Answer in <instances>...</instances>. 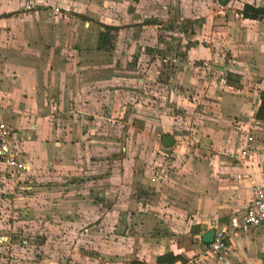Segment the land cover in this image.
<instances>
[{"label":"crops","instance_id":"crops-1","mask_svg":"<svg viewBox=\"0 0 264 264\" xmlns=\"http://www.w3.org/2000/svg\"><path fill=\"white\" fill-rule=\"evenodd\" d=\"M33 1L38 2L0 0V120L12 129L22 159L35 161L49 156L54 158L51 164H56V157L63 156L62 167L72 181L76 174L85 173L86 168L75 166V153L80 142L84 143L83 151H89L91 134L81 129L75 131V125L99 124L100 111L109 102L105 104V81L98 74L89 77L90 66L83 59V52L70 45L86 43L88 33L94 32L97 28L92 27L96 25L98 44L99 34L109 26L111 33L117 37L122 34L129 45L144 44L145 53L149 54L150 46L160 44L161 39L139 34L142 28L155 29L160 25L156 18L139 20L136 10H124L107 0H64L62 12L71 15L60 19L47 15L52 11L48 6L24 7ZM164 1L161 7L170 10L168 3L173 0ZM176 4L182 8L181 14L184 8L189 10L180 19L192 15V0H176ZM197 4L196 14L206 19L198 27L207 28L208 36L199 32L196 37V59L216 63V74L212 72L214 76L204 78L202 84L193 82L196 103L205 109L196 111V137L181 143L172 136L174 144L165 148L160 143L163 135L159 140L163 150H159L158 158L170 163L153 165L146 175L148 179L136 188L134 169L115 167L117 177L109 218L111 243L104 236L106 216L68 219L71 226L74 221L81 222V264H264V223L231 231L226 251L219 255L208 254V244L201 239L210 229L227 225L231 218L244 214L250 199L249 181L237 179V174L247 173L249 180L264 185V120L256 118L259 92L264 90V15L251 19L241 14L245 4L264 9V0H196ZM108 12H112L115 21L123 22L101 20ZM83 19L86 21L81 22ZM179 30L174 29L178 33ZM132 67L128 69L136 68ZM140 82L142 78H132L133 85ZM129 89L117 88L113 92L118 94L109 98L119 104V113L124 109L121 99L131 93ZM201 93L207 98L198 102ZM128 103L136 106L134 102ZM61 108L68 114L62 120L64 130L57 127L61 119L55 113ZM88 111L92 113L88 118L76 114ZM246 134L252 136L253 153L241 161L230 158L229 151H237L246 144ZM127 169L130 179L125 184L120 179ZM96 180L89 190L94 187L101 195L100 180ZM105 199L99 197L96 202L101 204ZM2 215L0 264H5L10 224ZM73 252L71 249L70 253ZM68 262L72 264L74 260Z\"/></svg>","mask_w":264,"mask_h":264},{"label":"rangeland","instance_id":"rangeland-1","mask_svg":"<svg viewBox=\"0 0 264 264\" xmlns=\"http://www.w3.org/2000/svg\"><path fill=\"white\" fill-rule=\"evenodd\" d=\"M107 1L118 3L124 10H136L134 16L139 20L156 18L160 26L155 29L142 28L139 35L143 38L157 36L161 39L160 44L150 46L151 53L146 54L144 44L129 45L123 40L122 34L117 37L107 31L108 35L103 41L105 45L99 48L100 39L97 44L96 32L99 28L96 25L92 28L97 29L88 33L90 37L86 43L70 45L83 52L82 57L90 66L89 77L98 74L102 78L100 80L105 81V104L109 103L100 111L102 118L99 124L87 123L81 127L75 125V131L81 129L91 134L88 137L89 144L87 143L89 151L85 153L82 147L84 143L80 142L77 145L78 152L75 153L78 155L75 166L86 168L85 173L76 174L72 181L62 167L65 161L63 156L56 157L59 160L56 164H51L54 158L49 156L38 157L35 161L33 158L30 161L28 157H20L30 165L18 175L13 173L11 167L0 162V214L6 216L10 224L7 234L8 253L3 261L5 264H70L68 261L71 259L74 260L72 264H81L82 243L78 229L81 222L74 221V226H71L68 219H76L78 216H106L104 239L111 243L112 222L109 218L113 207L112 189L117 177L113 172L115 167H132L136 188L137 184L143 185L148 179L146 175L151 172L153 165L163 163L158 158L159 150L162 149L159 140L163 135L176 136L181 143L196 137V118L205 109L201 108L202 104L196 103L193 82L195 80L196 84H202L204 78L214 76L212 72L216 74V63H211L208 59H196V37L200 35L199 32L202 36H208L207 28L203 27L201 30L198 27L206 19L199 13L196 14V0H192V15L183 16L182 19L180 17L189 10L184 8V13L181 14L182 8L178 7L176 0L169 1L170 10L161 7L164 0ZM33 2L34 7H50L52 11L47 14L49 17L60 19L71 15L70 12H62L61 2L64 0ZM27 4L29 2L24 7ZM109 6H106L107 11L110 10ZM54 9L56 10L53 11ZM198 15L201 16V21ZM112 16V12L104 13L101 20L106 23L123 22L116 18L115 21ZM84 21L86 20H81ZM90 27L89 30H92ZM175 27H179V33H184L180 35L174 31ZM131 53L133 55L129 58ZM132 65L136 68L129 70ZM137 76L142 78V82L133 85L132 78ZM117 88L125 91L130 88L131 92L121 99L124 105L122 113H119L118 103L109 101L112 95L118 94L113 92ZM204 94L199 95L198 102L207 98ZM178 100L179 106L176 107ZM182 100L186 103L182 104ZM128 101L134 102L136 106L129 105ZM55 113L61 119L57 127L64 130L66 125L62 120L68 116L65 108L57 109ZM76 114L88 118L92 113L88 111V114ZM60 141H63L61 136ZM55 165L57 167H53ZM97 178L100 180L98 182L101 195L97 194L94 187L93 191L89 190L92 185H96ZM129 179L130 169H127L120 182L128 184L126 182ZM123 188L126 190L125 186ZM99 197L106 198L105 202L97 203L96 198ZM72 228L73 234L70 231ZM71 249L74 251L72 254Z\"/></svg>","mask_w":264,"mask_h":264},{"label":"built area","instance_id":"built-area-1","mask_svg":"<svg viewBox=\"0 0 264 264\" xmlns=\"http://www.w3.org/2000/svg\"><path fill=\"white\" fill-rule=\"evenodd\" d=\"M34 2L26 5L27 9L34 8ZM54 9L53 11H55ZM252 136L246 134V144L237 151H229L227 155L237 161L246 159L254 151L251 143ZM0 162L3 165L11 167L13 173L22 174L28 168V163L20 159V154L16 143L14 142L12 129L0 120ZM237 179H247L249 181L248 191L250 199L247 208L241 217H233L227 225L215 227L213 240L208 243L207 253L211 255H219L226 251V241L231 231L239 228H253L264 223V185L257 184L249 180L247 173H239Z\"/></svg>","mask_w":264,"mask_h":264},{"label":"trees","instance_id":"trees-1","mask_svg":"<svg viewBox=\"0 0 264 264\" xmlns=\"http://www.w3.org/2000/svg\"><path fill=\"white\" fill-rule=\"evenodd\" d=\"M241 14L244 18L257 19L258 17L264 15V9L255 8L249 4H245ZM146 23H151V22H146ZM104 29L105 30L99 34V39H100L99 45H98L99 48H101L105 45L103 43V41L105 40L106 36L108 35L107 31L111 30L112 28L109 26H105ZM259 100H260V104H259V107H258L257 112H256V118L259 120H264V90H261L259 92ZM164 259H165V257H164ZM160 262H161V258H160ZM132 264H143V263L132 262Z\"/></svg>","mask_w":264,"mask_h":264},{"label":"water","instance_id":"water-1","mask_svg":"<svg viewBox=\"0 0 264 264\" xmlns=\"http://www.w3.org/2000/svg\"><path fill=\"white\" fill-rule=\"evenodd\" d=\"M161 145L165 148H169L174 144V138L171 135H164L160 141ZM214 229H210L204 233L201 237L204 243H210L213 240Z\"/></svg>","mask_w":264,"mask_h":264}]
</instances>
